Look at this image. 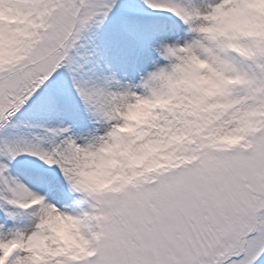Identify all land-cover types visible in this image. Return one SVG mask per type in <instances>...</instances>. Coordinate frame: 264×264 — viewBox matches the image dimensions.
Segmentation results:
<instances>
[{"label": "snow or ice", "instance_id": "1", "mask_svg": "<svg viewBox=\"0 0 264 264\" xmlns=\"http://www.w3.org/2000/svg\"><path fill=\"white\" fill-rule=\"evenodd\" d=\"M0 264H264V0H0Z\"/></svg>", "mask_w": 264, "mask_h": 264}]
</instances>
